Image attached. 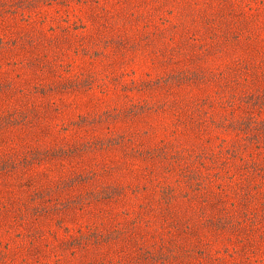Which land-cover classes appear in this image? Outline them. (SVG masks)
I'll use <instances>...</instances> for the list:
<instances>
[{"label":"rangeland","instance_id":"obj_1","mask_svg":"<svg viewBox=\"0 0 264 264\" xmlns=\"http://www.w3.org/2000/svg\"><path fill=\"white\" fill-rule=\"evenodd\" d=\"M0 264H264V0H0Z\"/></svg>","mask_w":264,"mask_h":264}]
</instances>
